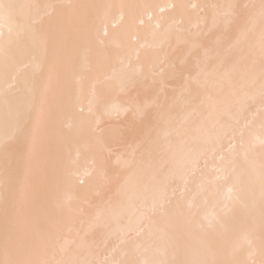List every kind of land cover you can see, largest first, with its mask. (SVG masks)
<instances>
[{"label": "bare ground", "instance_id": "obj_1", "mask_svg": "<svg viewBox=\"0 0 264 264\" xmlns=\"http://www.w3.org/2000/svg\"><path fill=\"white\" fill-rule=\"evenodd\" d=\"M4 2L0 261L264 264V0Z\"/></svg>", "mask_w": 264, "mask_h": 264}, {"label": "snow or ice", "instance_id": "obj_2", "mask_svg": "<svg viewBox=\"0 0 264 264\" xmlns=\"http://www.w3.org/2000/svg\"><path fill=\"white\" fill-rule=\"evenodd\" d=\"M19 7L18 5L10 4V3H5L4 0H0V17L3 18H8L10 13L12 12L13 9ZM47 7H52V6H47ZM264 194V192H262ZM0 264H4L3 261H0ZM10 264H29L27 261L19 260V261H13L10 262Z\"/></svg>", "mask_w": 264, "mask_h": 264}]
</instances>
